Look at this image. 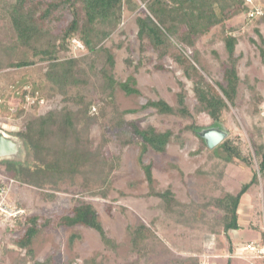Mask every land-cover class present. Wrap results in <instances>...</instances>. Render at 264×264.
Returning <instances> with one entry per match:
<instances>
[{"label":"rangeland","instance_id":"rangeland-1","mask_svg":"<svg viewBox=\"0 0 264 264\" xmlns=\"http://www.w3.org/2000/svg\"><path fill=\"white\" fill-rule=\"evenodd\" d=\"M1 1L0 129L16 135L15 128L22 127L31 116L59 108L62 105V95L45 78L46 62L38 60V57L34 58L33 64L26 67L7 66L9 62L16 61L21 51L18 54H8L7 47L14 41V37ZM258 3L263 5L264 0H258ZM65 17L70 19L69 15ZM228 23L238 37L234 55L238 57L240 81L236 104L223 112L220 123L228 132L226 137L238 143L244 155H252L256 169L257 161L252 154L251 140L259 144L264 152V116L254 114L251 105L253 95L257 93L260 94L264 107V53L260 52V46L264 47V44L254 30L256 24L246 22L242 13L232 17ZM258 28L264 39V22ZM120 30L122 32L116 31L104 41V46L110 49L115 58V77L121 80L134 74V67L127 66L124 62L126 57H130L136 64L141 57L142 62L135 73L136 87L140 94L125 95L117 89L115 102L118 111H122L125 121H135L142 128L151 125L157 131H173L174 137L170 139L165 152L158 154L150 150L143 156V161L152 162V185L155 190L162 191L170 187L179 206L173 212H166L159 197L146 195L149 185L140 167L138 145L125 144L119 136L107 137V141H101L102 130L94 123L81 132V144L91 151H96L101 146L106 152L120 156L121 161L119 166L108 171L109 182L106 187L102 186L105 196L92 195L84 190V185H88L91 190L97 189L99 186H95V183L98 181L89 180L83 185L79 175L73 180L67 179L60 183L57 190L44 188L40 191L16 182L4 172L3 161H0V183L8 184L13 179L6 194L5 213L0 212V264H32L24 250L13 244L12 240L16 235L6 232L12 218L18 215L12 214L13 211L21 210L19 215L27 213L56 218L70 212L78 198L93 204L106 234L116 247L106 246L94 229L85 226L52 227L42 230L34 239L36 259L42 260L51 255V264H81L91 259L94 260L93 264H129L137 256L131 252L127 227L144 222L155 232L157 238L151 242L152 249L149 254L144 259L137 260V264H170L172 258L193 256H198L201 260L207 259L209 264H226L228 259L230 264H254V260H250L249 253L242 245L260 236L259 231L252 227H263L264 182L259 180L258 184L251 185L242 196L238 207L241 227L228 232L233 246V250L229 251L228 241L220 225L222 210L214 205H205L228 192L236 193L250 179L253 168L242 160L227 161L226 153L221 148L215 154L209 153L210 156L207 150H200L196 134L185 126L191 122L200 128L212 126V120L206 113L183 118L178 114L158 113L152 107L143 108L148 99L157 98H163L176 106L181 81L187 92L186 104L193 109L196 100L192 84L184 77L180 67L168 57L163 60L166 70L155 67L157 54L147 44L143 50L140 47L134 12L124 10ZM4 46L6 47L3 48ZM182 49L187 55L192 51L185 47ZM194 49L198 64L204 69L201 72L207 81L221 82L222 68L228 60V54L220 27L216 26L207 35L201 36ZM103 62L104 57L101 54L97 58L95 73ZM101 84L102 78L97 73L90 78L87 86L71 87L70 92L74 94L79 91L85 95L86 100L98 101L102 97ZM110 105L112 104H107L105 109L108 117L112 114ZM95 107L91 111L96 114ZM27 156L25 150L20 161ZM44 192H52L55 197L45 199L42 196ZM247 203L253 207L248 212L253 217L248 219L242 217L246 214ZM249 220L252 221L248 223ZM72 233L79 237L70 244L69 236ZM237 244H242L238 250L244 252L245 257H227V254L233 253ZM207 255L209 257H205Z\"/></svg>","mask_w":264,"mask_h":264},{"label":"trees","instance_id":"trees-1","mask_svg":"<svg viewBox=\"0 0 264 264\" xmlns=\"http://www.w3.org/2000/svg\"><path fill=\"white\" fill-rule=\"evenodd\" d=\"M1 4L12 26L14 37V41L7 47L8 54H18L17 52L21 51L16 61L9 62L7 66L26 67L33 64L34 58L38 57V60L46 62L45 78L62 95V105L59 108L33 115L22 127L15 128L16 135L23 138L26 144L28 156L19 162L4 161V172L19 184L40 191L44 188L57 190L60 183L67 179L73 180L79 175L83 185L89 180L98 181L95 183V186H99L97 189L91 190L88 185H84V190H88L92 195L105 196L102 186L106 187L109 182L108 171L119 166L121 161L120 156L106 152L101 146L98 150L91 151L81 144V132L87 126L97 123L102 130L101 141H107V137L119 136L125 144L138 145L140 167L149 185L146 195L159 197L166 212H173L175 207L179 206L174 192L170 187L162 191L155 190L152 185V162L144 163L143 156L150 150L158 154L164 153L174 133L170 129L157 131L151 125L142 128L135 121H125L122 111H118L115 92L120 89L125 95L140 94L136 87L135 73L142 60L140 57L136 64L130 57H126L124 62L127 66L134 67V74L120 80L115 77L114 55L104 46V41L114 32H122L120 24L125 9L134 12L136 36L142 50L147 44L157 54L155 67L158 70H166L163 65L166 57L176 63L184 77L191 82L196 100V105L191 109L185 101L187 92L184 83L180 81L181 88L177 93L176 106L163 98H157L148 99L143 108L152 107L158 113L178 114L183 118L204 112L211 118L213 126H219L223 112L236 104L240 81L237 70L238 57L234 55L238 37L228 22L242 13L246 22L256 24L254 30L258 32L264 44L258 28V25L264 22V4H259L258 0H253L251 5L246 0H2ZM255 7L259 8L262 14L248 17L247 12ZM67 15L70 16L69 20L65 17ZM216 26L221 29L228 60L222 68V81L213 83L207 81L201 72L204 69L198 64L194 47L201 36L207 35ZM184 47L192 49L190 55L184 53ZM260 52L264 53V47L260 46ZM101 54L104 62L95 73L97 58ZM97 73L102 78L100 101L86 100L85 95L79 91L74 94L70 92L71 87L87 86L90 78ZM261 102L260 94L255 93L251 110L256 115L264 116ZM107 104L113 105H110L112 114L109 117L105 111ZM92 107L96 108V114L91 111ZM185 128L196 134L200 150H207L208 155L215 154L216 150L221 148L226 153L227 161L242 160L253 168L250 179L243 183L236 193L228 192L205 205H214L222 210L220 225L229 244L228 250L232 251L228 232L241 227L238 207L242 196L251 185L258 184L259 180L264 182V152L259 144L251 140L252 154L257 161L255 169L252 155H244L238 143L228 137L209 149L197 135L200 127L191 122ZM2 184L3 182L0 186ZM42 196L45 199L55 197L52 192H44ZM262 213L263 229L259 241L264 237V200ZM74 226L94 229L106 246L116 247L106 234L93 204L81 198L76 199L70 212L56 218L18 214L12 218L6 232L16 235L12 240L13 244L24 250L25 256L32 264H51V255L42 260L35 258L34 239L44 229ZM127 230L131 252L137 256V259L129 264H137V260L144 259L149 254L152 249L151 242L157 235L144 222L128 226ZM78 237V234H70L69 243L72 244ZM200 261L202 263L198 256L175 257L170 264H201ZM253 262L264 264V257L259 256ZM93 263L94 260L91 259L81 264ZM226 264H230L229 259Z\"/></svg>","mask_w":264,"mask_h":264},{"label":"water","instance_id":"water-1","mask_svg":"<svg viewBox=\"0 0 264 264\" xmlns=\"http://www.w3.org/2000/svg\"><path fill=\"white\" fill-rule=\"evenodd\" d=\"M228 132L221 125L203 127L197 130V135L203 139L207 148L212 149L223 141ZM26 150V144L20 136L10 134L0 129V161L19 162Z\"/></svg>","mask_w":264,"mask_h":264},{"label":"built area","instance_id":"built-area-1","mask_svg":"<svg viewBox=\"0 0 264 264\" xmlns=\"http://www.w3.org/2000/svg\"><path fill=\"white\" fill-rule=\"evenodd\" d=\"M247 2H249V4H252L253 0H246ZM262 11L255 7L250 9L247 12L248 17H253L254 15H261ZM13 182V179H10V183L8 184H2L0 186V212L5 213L6 210V205L5 203H7L6 201V194L10 189V185ZM21 210H15L13 211L12 214H19ZM244 246L245 250H247V252L249 253V257L251 258L250 260H254L259 256H263L264 257V237L262 239V241H248L246 242V244L242 245ZM240 248V247H239ZM235 249L233 251V253H229L227 254V257H238V258H243L245 257L244 252H240L238 249ZM205 257H209L208 255ZM201 264H208V260L207 259H203L202 258V263Z\"/></svg>","mask_w":264,"mask_h":264},{"label":"crops","instance_id":"crops-1","mask_svg":"<svg viewBox=\"0 0 264 264\" xmlns=\"http://www.w3.org/2000/svg\"><path fill=\"white\" fill-rule=\"evenodd\" d=\"M241 200H242V198H241ZM249 208H252V209H253V207L251 206V204H250V203H247V211H246V214H243L242 217H244V218H246V219L250 218L251 216L253 217L252 214H248L249 210L252 211V209H249ZM238 213H239V208H238ZM247 214H248V215H247ZM240 217H241V216L239 215V218H240ZM252 220H253V219H252ZM252 220H249L248 223H249L250 221H252ZM239 223H240V221H239ZM252 225H254V224H252ZM252 228L257 229V230L259 231V233H260L259 238L255 239V240H252V241H259V240L261 239V237H262V229H263V228H261V227H260V228L252 227ZM234 231H235V230H234ZM247 242H248V241H247ZM233 244H234V243H233ZM237 245H238V246L235 247L234 250L237 249V248H239L242 244H237Z\"/></svg>","mask_w":264,"mask_h":264}]
</instances>
